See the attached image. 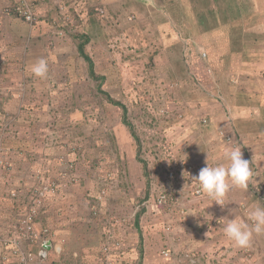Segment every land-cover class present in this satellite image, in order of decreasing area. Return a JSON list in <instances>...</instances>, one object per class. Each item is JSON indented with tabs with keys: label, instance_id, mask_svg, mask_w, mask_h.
<instances>
[{
	"label": "rangeland",
	"instance_id": "rangeland-1",
	"mask_svg": "<svg viewBox=\"0 0 264 264\" xmlns=\"http://www.w3.org/2000/svg\"><path fill=\"white\" fill-rule=\"evenodd\" d=\"M78 35L138 141L90 78ZM40 58L43 79L31 73ZM233 129L252 177L228 193L251 224L264 205V0H0V264H18L1 244L45 188L36 228L66 252L88 247V264H264V234L247 248L224 235L227 194L221 207L187 178L167 180L172 158L227 166Z\"/></svg>",
	"mask_w": 264,
	"mask_h": 264
},
{
	"label": "clouds",
	"instance_id": "clouds-1",
	"mask_svg": "<svg viewBox=\"0 0 264 264\" xmlns=\"http://www.w3.org/2000/svg\"><path fill=\"white\" fill-rule=\"evenodd\" d=\"M31 73L35 77L41 79L46 78L48 74L47 60L45 58L38 59L31 65ZM239 143L240 142L237 141L239 147L237 146L225 151L224 159L228 162L227 166L218 165L211 167L208 165L206 159L207 166L200 169L198 175L191 177L192 181L196 183L199 191L211 200L212 204L215 202L217 205L223 207L225 206L226 194L230 190H246L248 188L250 178L252 177V170L250 162L243 158L241 144ZM172 161L175 163H192L199 167V165L192 161L175 160L173 158ZM247 217L248 220L251 221V224L245 223L239 219H230L224 227V235L236 248H247L250 246L253 234H264V205L257 203L247 212ZM54 242L56 241L54 240ZM60 247L63 249L62 246ZM64 251L66 252L64 249L59 255H62ZM54 254L58 255L55 252H51L48 259L39 264H48L49 259L52 258ZM57 261H61V259Z\"/></svg>",
	"mask_w": 264,
	"mask_h": 264
},
{
	"label": "built area",
	"instance_id": "built-area-1",
	"mask_svg": "<svg viewBox=\"0 0 264 264\" xmlns=\"http://www.w3.org/2000/svg\"><path fill=\"white\" fill-rule=\"evenodd\" d=\"M22 13L27 22H33L34 17L30 9L23 11ZM100 13L103 14V10H100ZM222 136L224 137V135ZM226 139L227 141L231 140L229 135L226 136ZM237 146L238 144H236L235 147ZM200 169L202 168L192 163H174L167 172V179L171 182H176L177 180L187 178L188 182L193 187V194L197 197H203L204 194L199 191L196 183L191 179V177L198 175ZM50 190L51 188L38 190L37 194H35V200H32L28 211L25 213L21 220L20 230H17L16 234L13 235V239H10L8 241L4 240V243L1 244L6 246L7 251L11 252L13 258L17 257L16 260L12 261V263L16 262L18 264H39L46 261L51 252H55L58 255L62 253L63 249L60 247V243L58 244L54 242V238L52 237L48 229L39 231L36 228L39 210L43 205L42 200ZM52 191L54 192V189H52ZM167 199V194H161L157 198L155 205L157 207H163V205L167 203ZM149 201H147L146 204H148ZM7 244L9 247H7ZM24 245H27V247L29 248L26 249ZM35 247H37L38 249L34 250ZM3 259L7 261L8 257L4 256Z\"/></svg>",
	"mask_w": 264,
	"mask_h": 264
},
{
	"label": "crops",
	"instance_id": "crops-1",
	"mask_svg": "<svg viewBox=\"0 0 264 264\" xmlns=\"http://www.w3.org/2000/svg\"><path fill=\"white\" fill-rule=\"evenodd\" d=\"M253 110H255V109H252L251 111L253 112ZM234 130V129H233ZM232 130V132H233V134H236V136H237V138H238V140L237 141H239V142H241L242 143V140H243V138L242 137H240L239 135H237V133H236V130H234L233 131ZM256 134H258V133H254V132H250V134H247L246 133V139L248 140V142H253V139H254V137L256 136ZM235 136V135H234ZM235 136V137H236ZM240 138H239V137ZM236 138V139H237ZM240 143V144H241ZM243 145V144H242ZM242 145H241V148H242ZM247 147V146H246ZM186 149H184V151H185ZM187 151V150H186ZM243 151V150H242ZM252 153H253V151H251ZM242 154H243V158H245L246 160H248L249 162L251 161V159H253V157L251 156V153H247V152H242ZM185 156V155H184ZM187 157V156H186ZM233 190V189H232ZM231 192V190L229 191V193ZM229 193H227V195H228V197H229V199H230V214H231V217H232V219H238V217H237V215L236 216H234V214H235V210H237L236 208H238L239 210H237V211H240L241 210V208L239 207V204L238 203H233V205L231 204V200H232V196L234 195H229ZM243 195H245L246 196V198L247 199H249L248 198V196H249V193L246 191V192H244V194ZM242 197L241 196H238V200H240ZM249 202H250V199H249ZM263 203H264V201H263ZM241 206H242V204H240ZM236 207V208H235ZM224 216V215H223ZM222 216V218L220 219L221 221H223V219H224V217ZM234 216V217H233ZM227 221H228V219H227ZM72 225V224H71ZM58 231L60 232V229H58ZM71 235H74V236H76L77 238H79V234L78 233H75V232H73V234H71V231L69 232V233H67V235H64L63 234V237L65 236L68 240H70L68 237H70ZM205 236H204V238H203V241H206V240H208V238L211 236V234H204ZM218 235H220V234H218ZM72 237V236H71ZM221 238V236H219V238L218 239H220ZM71 241V240H70ZM202 241V242H203ZM80 244L79 243H73L72 245H69L68 244V247H67V255L68 254H70V257L69 258H65L66 260H65V262L63 261V262H61V261H57L55 258H51V260L48 262V264H88V262H89V260H88V257L86 256V252H87V248L88 247H86L85 246V248H83L82 250H81V247L79 246ZM79 253V254H78ZM74 257V260L71 258V257ZM64 257H65V254H64ZM85 257H87V259H85ZM82 258V259H81Z\"/></svg>",
	"mask_w": 264,
	"mask_h": 264
},
{
	"label": "trees",
	"instance_id": "trees-1",
	"mask_svg": "<svg viewBox=\"0 0 264 264\" xmlns=\"http://www.w3.org/2000/svg\"><path fill=\"white\" fill-rule=\"evenodd\" d=\"M201 18L206 23V20L203 17H201ZM205 27H206L205 28L206 31H210L213 28L212 26H209L208 23H206ZM77 37L80 38L79 44L77 46V52H78L79 56L87 64V66H88V74H89L90 78L92 80H94L95 82H98V91H99L100 94H102L114 106L121 108V110L123 111V122H124L123 124L130 129L134 139L136 141H138V139H137L138 137H137V135L134 132L133 125H132V123L129 122V119H128V108L123 103H121V102H119L117 100H114L107 92L102 90V86H103V83L105 81V77L104 76H99L97 74L95 62H94L93 58L91 57V55L89 53H87V51H86V46L89 43V38L87 36H85V35H80V36L78 35ZM138 149L140 151V146L139 145H138ZM140 215H141V213L137 214V217H136V220H135V227L138 228V229H139V223H140ZM50 260H51V258L49 259V261Z\"/></svg>",
	"mask_w": 264,
	"mask_h": 264
}]
</instances>
